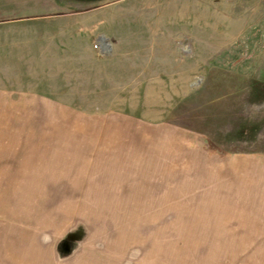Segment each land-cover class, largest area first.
<instances>
[{
    "label": "rangeland",
    "instance_id": "obj_1",
    "mask_svg": "<svg viewBox=\"0 0 264 264\" xmlns=\"http://www.w3.org/2000/svg\"><path fill=\"white\" fill-rule=\"evenodd\" d=\"M262 162L264 0H0V264H264L206 218Z\"/></svg>",
    "mask_w": 264,
    "mask_h": 264
},
{
    "label": "crops",
    "instance_id": "obj_2",
    "mask_svg": "<svg viewBox=\"0 0 264 264\" xmlns=\"http://www.w3.org/2000/svg\"><path fill=\"white\" fill-rule=\"evenodd\" d=\"M254 166L255 164L253 166L240 164L238 168L243 170L254 169ZM256 169L257 174L252 171L253 175L250 178L237 176L234 179L228 177L221 179L219 195L207 203V209L210 210L209 216L207 214L206 218L212 219L213 224L221 228L217 230V233L220 235L234 234V237L231 236L227 242L228 244H236L231 246V249L264 250V174H260V170H264V165L256 167ZM240 182L244 183L242 188ZM242 234L244 236H241ZM56 243L58 245L59 240ZM28 248L30 249L25 252L34 257L40 256L36 258L39 259L38 264H48L43 248L41 251L44 253L34 252L38 251L34 249L35 247ZM54 251L55 247L50 251L51 254H55ZM33 256L31 259H34Z\"/></svg>",
    "mask_w": 264,
    "mask_h": 264
}]
</instances>
